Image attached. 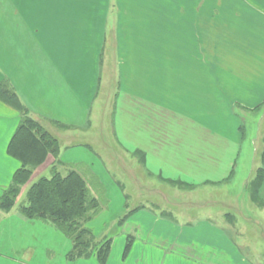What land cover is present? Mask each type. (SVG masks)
Returning <instances> with one entry per match:
<instances>
[{"label": "crops", "instance_id": "crops-1", "mask_svg": "<svg viewBox=\"0 0 264 264\" xmlns=\"http://www.w3.org/2000/svg\"><path fill=\"white\" fill-rule=\"evenodd\" d=\"M12 95L14 100L9 99ZM23 109L57 138L60 164H93L96 171L104 160L99 152L104 144L97 130L100 125L111 126L113 139L108 145L114 153L116 144L131 161L145 164L144 151L148 146L153 152L161 147L166 122L167 133L173 131L176 118L164 111L174 112L199 126L203 144L198 145V133H192L191 151L203 153L205 164L219 169L202 185L209 188L233 181L249 188L255 172L264 168L263 153L262 164L256 167L258 162H253L251 171L249 164H243L246 157L254 153V161L264 152V0H0L3 191L21 166L8 149ZM187 126L189 134L191 126ZM80 136L91 137L97 148L84 137L75 142L73 137ZM213 151L220 154L219 162ZM239 161L242 170L247 168L245 173L237 171ZM258 194L261 201H256L263 202L264 209V181ZM13 208L1 211L8 215ZM19 215L22 224L31 226V240L58 249L56 239L37 235L64 237L59 230L41 220L28 223ZM194 228H188L185 244L181 237L173 240L151 229L146 233L159 246L170 241L173 250L182 248L190 264L205 259L208 264H232L231 256L237 254L231 250L238 251L224 225L214 221L201 230L209 233L204 246L220 258L219 263L204 255L210 251H199L204 248L195 242ZM236 232L246 244L243 226ZM14 248L24 256L0 254V264H43L34 256L35 246ZM91 257L69 260L86 264L84 259ZM57 262L51 258L44 264ZM240 263L251 264L245 257Z\"/></svg>", "mask_w": 264, "mask_h": 264}, {"label": "rangeland", "instance_id": "rangeland-1", "mask_svg": "<svg viewBox=\"0 0 264 264\" xmlns=\"http://www.w3.org/2000/svg\"><path fill=\"white\" fill-rule=\"evenodd\" d=\"M164 114L176 118V121L172 122L173 131L167 133L166 126L169 123L166 122L163 128L162 145L155 152L151 147H147L148 150L144 151L147 160L145 164L131 161L129 155L122 152L116 144V153H114L113 148H109L108 145L109 140L113 139L111 126L100 125L97 130L101 131L102 135L100 134L99 139L101 144L104 140V144L101 145L99 152L104 160L102 164H97V171L93 164H62L59 167L64 174L70 170H77L85 175L91 194L100 199L101 208L87 222V226L93 230L98 240L105 237L113 240L110 257L106 264H190L187 256L180 250L182 248L176 247L173 250L170 241L165 246H159L158 242H150L146 232L151 229L154 234H161L173 240L181 237L180 243L185 244L188 237L187 230L191 226L196 227L194 228L195 242L204 248L199 251H210L204 255L211 257V261L219 263L220 258H216L214 252L208 246H204L207 241L205 238L209 236V233L201 231L205 226L214 225V221L218 225H224L231 232L230 239L238 251L230 249L237 254L231 256L232 264H241V257H245L251 264H264V259L259 257L264 256V209L263 202L260 203L252 198V194H255L254 187L250 184L248 188L242 182L239 185L233 181L223 186L212 185L209 188L202 185L203 181L217 174L219 169H215L213 164H205L207 158L203 156V153L191 151L192 147L188 142L192 133L197 132L198 137L201 138H197V144H203L204 137L200 135L199 126L197 124L194 126L187 117L174 112L165 110ZM101 124H103L102 121ZM187 125L192 127L189 134L186 131ZM262 125L264 127V122ZM82 137L84 136L73 138L75 142H82ZM83 141L97 148L91 137H84ZM214 144L217 149H220L219 145ZM262 153L261 151L257 154L256 161H253L254 153L245 158L243 164H249L248 172L251 171L253 162H258L254 164L256 167L259 163L262 164ZM212 155L219 162L220 154L215 155L213 151ZM137 156L141 155L137 154ZM223 156L224 154H221V159L224 158ZM262 158L264 160V156ZM243 164L239 161L237 171H240V174L243 170L244 173L247 171V168L242 170ZM52 173L53 167L50 164L37 168L33 178L22 187L11 214L5 215V212L3 213L0 209V254L21 258L24 254L19 249H15V246L26 248L32 246V249L35 246L34 256L38 258L37 262L41 261L44 264L51 258L58 259L57 264H63L64 258L65 264L72 262L69 258L67 259L68 254L65 255V251L69 253L72 248V240L59 228L52 224L65 237L67 243L64 237L55 234L41 232L37 235V238L43 236L45 239L49 235L53 240L56 239L60 250L55 248L51 250L43 242L41 244L42 240L34 238L31 240V226L22 224L20 221V208L28 204V191L31 185L42 176L50 177ZM160 173L162 177L180 179L196 184V187L175 180H163L158 177ZM255 177L256 172L253 178ZM236 178L233 180L235 181ZM2 192L3 189L0 187V195ZM219 210L221 213L217 215L212 213ZM225 212H228L230 216L224 217ZM210 217L214 221H211ZM29 221L31 220L27 222L30 223ZM239 226H243L247 231L243 235L246 238V244H242L241 238L238 240L241 236L236 232ZM160 230L162 233L159 232ZM183 231L186 232L183 233ZM196 231L201 232L196 233ZM129 236L133 238V244L129 253L125 255ZM212 236L218 237L220 233H214ZM256 247L258 251H262V254L255 251ZM96 258L93 256L84 260L86 264H100ZM199 263L208 264V260L205 259Z\"/></svg>", "mask_w": 264, "mask_h": 264}, {"label": "trees", "instance_id": "trees-1", "mask_svg": "<svg viewBox=\"0 0 264 264\" xmlns=\"http://www.w3.org/2000/svg\"><path fill=\"white\" fill-rule=\"evenodd\" d=\"M15 95L9 97L14 100ZM23 108V107H22ZM23 117L9 144V154L21 162L9 186L0 195V209L10 211L25 186L34 176L35 170L53 161V173L42 176L28 191V204L20 208L27 220H42L59 228L72 240L69 259L96 256L100 264L110 257L113 240L109 237L97 239L87 226L100 210L101 202L91 194L85 175L77 170L64 174L57 158L59 142L35 119L22 111ZM264 156V152H263ZM53 158V159H52ZM230 177V176H229ZM264 181V168H260L251 182L253 198L260 200L259 189ZM133 238L128 237L125 255L129 253Z\"/></svg>", "mask_w": 264, "mask_h": 264}]
</instances>
